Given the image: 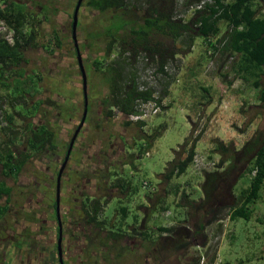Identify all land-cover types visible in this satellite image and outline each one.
I'll list each match as a JSON object with an SVG mask.
<instances>
[{
    "label": "trees",
    "instance_id": "16d2710c",
    "mask_svg": "<svg viewBox=\"0 0 264 264\" xmlns=\"http://www.w3.org/2000/svg\"><path fill=\"white\" fill-rule=\"evenodd\" d=\"M200 1L202 0H185L183 6L187 9ZM83 6L86 7L89 17L95 14L102 15L101 22L91 18L92 20L86 23L88 33L84 38L88 47H93L95 42L101 41L99 56L87 63L92 71L99 74L103 84L102 111L95 113L92 126L87 125L88 129L84 131V134L94 137L93 141L87 139V142L93 146L107 147V135L111 131L110 128L116 126V135L119 137L120 124L123 127L122 130L135 126L143 133L146 122L143 120L133 122L129 116L137 112L138 101L156 100L158 104L161 103V99L154 96L153 89L139 88L134 72L131 73L126 84L120 85L124 81L117 63L111 60L114 55L119 60H125L124 63L131 68H136L140 58L143 57L148 65L155 66L156 73L167 74L168 63L176 60V57L185 51L178 48L177 43L181 41L183 46L191 50L196 38L201 37L207 46V54L211 51L209 55L212 57L220 52L226 63L231 60V68L238 77L244 81H252L250 83L259 90V100L264 107V84L261 82L264 76V0H213V3H207L203 8L196 9L189 19L182 14H177L179 0H144L142 10L134 5L131 6L130 0H86ZM26 18L27 13L24 7L15 0H0V21H4L17 34L12 44L0 38V88L11 91L9 93L11 99H16V94L20 96L22 100H25L24 106L27 112L31 111L29 115H34L44 102L42 99H36V94L39 92L35 87H39L40 82H34V77L27 74L22 64L27 62V49L37 46L36 28H39L42 22L37 26L34 25L35 28L33 27L30 32H25L22 26ZM103 22L107 23L101 25ZM222 22L229 26V31L224 35H221ZM51 40L53 45L51 44V49L47 50L50 53L53 52L52 46L56 48L61 44L57 32L53 33ZM49 47L50 45L47 46ZM7 74L14 75L11 81ZM40 77L39 80H41ZM75 85L78 83L76 82ZM81 91L75 86L70 90L72 96H68L69 99L73 97L74 100ZM55 92L58 98L53 104V109L62 114L59 119L63 121L68 120L67 117L73 119L76 115L75 110L67 106L68 112H65L63 106L67 100L64 103L61 102L65 96H62V91L58 93V87ZM80 98L76 104L72 102V105L77 106ZM25 108L22 106L20 114L0 108L5 122L3 131L6 133L11 131L13 135L9 142L2 140L0 144V146L2 143L5 145L3 152L0 147V163L1 174L6 177L16 178L27 164L30 155H24L22 162L18 164L15 162L17 156L12 150L15 142L21 141L20 135L26 131L23 145L26 143L35 154L46 150L49 153L56 152L62 144H65V139H59V128L62 125L58 121L50 123L48 118L47 123L43 124L32 122V119L26 120ZM17 116L22 118L21 125L18 123ZM90 127L95 128L93 133ZM17 129L24 132L17 133ZM165 129L166 127L163 126L162 130L156 134L151 136L145 134L149 143L147 145L144 142L141 147L142 152L146 153V148L148 149L152 141L162 135ZM202 135V131L196 134V130L192 128L184 143L175 150L174 159L168 163L162 174L163 182L169 183L186 174L194 163L197 144ZM123 137L124 135L120 138L122 139L120 142H123ZM126 143L124 142V147ZM213 143V152L220 156V160L216 169L204 172L200 187L202 196L199 199H194L193 194L186 191L180 195L176 205L182 210L181 225L159 226L151 231L146 228V241L151 247L156 245L159 254L163 250H170L186 256L193 247L208 245L209 238L206 230L208 226L214 223L220 224L226 217L231 221L240 218L250 221L254 216L253 206L261 198L264 188V132L256 131L240 150L219 139L214 140ZM129 157L128 155V158L123 161L127 162ZM115 169L116 173L109 171L104 173L105 179L109 180L107 185L111 186L112 176L116 175L111 187L120 188L125 195L132 189L137 191L138 187L133 186L131 176L124 175L123 166L120 167L119 164ZM246 172L250 174L249 185L242 190L238 199L234 189L237 181ZM12 191L13 188L0 179V199L5 196L9 199ZM101 200H94L89 213L93 223L105 227L107 220L97 222V217L108 204L107 200ZM122 203L119 202L116 208V212L121 216V224L129 216V206L121 205ZM165 209L167 206L160 198V206L149 208V212ZM136 221L138 222V218ZM155 233L159 235L157 238ZM115 235L119 236L118 233ZM201 262L200 255L193 257L191 261L192 264H201ZM239 264H247V262L241 260Z\"/></svg>",
    "mask_w": 264,
    "mask_h": 264
},
{
    "label": "rangeland",
    "instance_id": "374dc122",
    "mask_svg": "<svg viewBox=\"0 0 264 264\" xmlns=\"http://www.w3.org/2000/svg\"><path fill=\"white\" fill-rule=\"evenodd\" d=\"M23 1V0H20ZM77 0H54L55 7L59 8L60 14L58 19H54L52 23H44L41 27V37L37 40V45H49L52 31L54 27L63 24L66 32L70 31V18L63 14L67 11L72 14ZM185 0H179L177 14H182L189 19L194 9L183 6ZM130 5H134L142 10L144 0H130ZM91 16V15H90ZM101 22L102 15L95 14L89 17L87 13L81 15L83 28L85 31L86 23L92 19ZM80 19V17H79ZM59 21V22H58ZM61 22V23H60ZM104 23V24H103ZM105 25L107 22H103ZM221 35L227 34L229 26L222 22ZM22 30H28V25L22 26ZM88 32H85V35ZM196 49L188 50L181 41L177 43L178 48L185 51L180 53L176 60L169 62L166 71L167 74L156 73L155 66L147 64L145 58H140L136 68H131L125 64V60H119L115 55L111 58L113 63H117L122 73L123 85L129 81L131 73L136 75V82L140 89L151 88L154 90V96L161 99V110L156 114L149 115L143 128V133L138 131L135 126L124 128L123 131L127 138L125 149L130 156L123 168L125 176H131L132 184L138 187L128 194H119L123 202L121 205L129 206V216L126 219L130 223H139L144 213H147L146 228L148 231L156 230L159 226L171 227L180 226L183 215L182 210L177 207L182 192L192 193L194 199L202 196L200 191L205 171H212L220 160V156L213 152L216 139L222 140L226 144H231L236 150H240L243 144L250 139L256 131L264 132V107L259 100V90L250 82L244 81L236 75L231 68V60L226 63L221 57V53L217 52L212 57L206 53L207 46L203 38H196ZM38 45V46H39ZM71 45V43H70ZM28 50L26 56L28 63L24 65V70L28 75H33L37 68L45 73V80L41 85L45 87L49 85L56 87L55 82H49L48 78L60 77L74 78L81 81V76L77 70L69 72L61 71L58 68V74H49L50 61L45 60L39 62L41 50L38 48ZM196 52V53H195ZM238 59V57H237ZM75 64V62L73 63ZM84 68L88 80V99L90 111L88 118L91 116L90 122L94 121L96 105L101 100L102 79L99 74L91 70V66L84 62ZM133 69V70H132ZM9 77L10 75L7 74ZM10 76V81L13 79ZM68 83V93L65 92L63 86L62 96L67 99L66 105L71 109L72 96L70 90L75 86L82 90V83ZM264 84V76L262 81ZM58 87V86H57ZM38 92L42 91L43 86L35 87ZM57 89V88H56ZM60 91V90H59ZM11 91L0 88V108L3 110L22 108L25 100L16 94V99H11L9 93ZM81 94V95H80ZM83 91L76 95L74 100L82 97ZM29 102V101H28ZM64 103V101H61ZM77 121L79 122L82 113V101H79ZM74 103V101H73ZM92 114L90 113L92 110ZM96 109V110H95ZM20 110V109H19ZM31 113V111H29ZM29 112L24 111L25 114ZM2 115L0 112V130L3 127ZM119 122V121H118ZM134 122V121H133ZM160 135L151 145L146 148L148 155L142 152L141 147L144 142L148 145L147 136L158 133ZM196 130V134L203 132L202 138L197 144L196 157L200 165L196 167L193 163L186 174L180 178H175L171 182H163L162 174L170 161L175 157V150L189 136L192 128ZM122 130V125L120 124ZM113 131V130H111ZM143 136V138H141ZM3 136L0 134V144ZM143 139V140H142ZM22 145V143H20ZM23 147V146H22ZM21 147V148H22ZM1 170V165H0ZM250 174L246 172L234 189L236 196L240 197L242 190L249 185ZM144 181L149 182V186L144 187ZM8 184H13L8 181ZM143 184V185H142ZM16 189V188H15ZM42 189V188H41ZM50 189V188H49ZM39 190V189H38ZM261 198L253 206L254 216L250 221L238 219L231 221L227 217L222 223H214L207 227L209 243L206 247L195 246L189 250L186 256L182 253L172 252L168 250L166 264H192L193 257L200 255L202 257L201 264H239V261L246 260L247 264H264V188ZM160 198L163 199L167 209L163 211L149 212V208L159 207ZM120 201V200H119ZM3 200H0V204ZM118 208V199H114L106 207V216L110 219L113 210ZM117 211V210H116ZM115 211V212H116ZM103 217L100 218V220ZM121 216L116 212L114 218L116 226H120ZM138 218V222L136 220ZM156 238L159 236L155 233Z\"/></svg>",
    "mask_w": 264,
    "mask_h": 264
},
{
    "label": "flooded vegetation",
    "instance_id": "af4514ba",
    "mask_svg": "<svg viewBox=\"0 0 264 264\" xmlns=\"http://www.w3.org/2000/svg\"><path fill=\"white\" fill-rule=\"evenodd\" d=\"M15 1L22 5L27 13L24 25H28V30L25 32H30L34 25L37 26L40 22H42V25L44 23L51 24L54 19H58L61 13L59 8L55 7L54 0ZM77 2L78 0L71 15L67 11L63 12L70 18L71 28L69 34L64 30L63 24L52 28L51 39L53 33L57 32L61 40L60 47L54 48L52 46L53 52H48L47 50L51 49V39L49 48L44 44L37 45L41 50L39 62L50 61L49 74L59 75L58 68L61 66L60 72L63 70L71 75L70 71L77 68L81 76V81H76L72 75L70 78H63L61 75H59L60 77L48 78L49 82H55L58 86L60 90L58 93H61L63 86L65 92L68 93V83L75 81L81 82L83 89L78 55L81 56L84 66V62L87 64L98 57L101 50L99 47L101 41L95 42L93 47H88L84 41L86 31L82 29L81 15L87 13L86 7L83 6L86 0H83L79 10L76 39L74 38L73 14ZM42 25L36 28L37 40L42 36V32L40 33ZM12 30L14 35L17 36L15 30L13 28ZM37 46L27 49L26 54L28 50L37 48ZM74 62L75 64H73ZM27 63L28 59L22 66L24 67ZM42 69L37 68L31 75L34 77V82L41 83L45 80L46 75L43 72L45 70ZM39 77L41 80H39ZM40 83L39 86H43V89L36 94V99H42L44 102L34 115L28 113L24 117L26 120L32 119V122L43 124H46L49 119L50 123L58 121L62 125L59 128V139H65V144H62L56 152L49 153L46 150L35 154L26 143L23 145L27 131L23 133L24 131H21V129L16 130L17 133L21 131L23 134L19 137L21 141L15 142L12 147L17 156L15 162L19 164L22 162L24 155L28 154L30 156L27 159V164L16 178L2 175V165L0 163V179L7 184L8 181L13 182V184H8L13 188L9 199H7V196L0 199L3 200L0 204V264H166L168 251L163 250L159 254L157 246L151 247L146 241V213L143 214L139 223L134 224L126 220L120 226H116L117 224L113 221L116 216L115 209L110 219L106 216V207L110 202H113L116 198L118 203L123 201L119 197L122 190L111 187L117 176H112L110 186L107 185L109 180L105 179L104 173L108 171L116 173L115 168L117 165L120 164V167L123 166V168L126 165L123 161L128 158L124 147V142H127L125 132L121 130L118 137L116 135L117 127L110 128L109 126L108 128L113 131H110L107 135V147L93 146L87 142V139L93 141L94 137L84 134V131L88 129L87 125L92 126L93 123V121L90 122L91 116L90 118L87 117L71 147L68 162L61 174L60 181H58L60 169L68 156L72 139L83 116L84 93L79 100L82 101V113L79 122L77 121V115L80 102L77 103V106L72 105L75 110V117L73 119L67 117L68 120L63 121L59 119L61 113L53 109V104L58 98L55 92L57 86L52 89L50 85L45 87ZM72 98L71 103L74 101ZM63 99L65 102L67 98ZM74 104H76V101H74ZM22 106L23 108L26 107L23 104ZM18 107L16 110H9L20 114L21 108ZM96 108L95 113L102 111L101 100ZM26 109L24 111H27ZM63 110L68 112L66 104L63 106ZM92 111L93 105L91 114ZM2 117L4 127L5 122ZM16 118L21 125L22 118L20 116ZM3 127L0 130V134L3 136L2 140L9 142L10 137L13 136L12 132H4ZM90 130L93 133L95 128L90 127ZM104 130L106 131V129ZM122 135H124V140L120 142ZM0 147L3 152L5 145L2 143ZM95 199L108 201V204L102 209L101 215L99 214L97 217L98 223L104 220L108 221L105 222V227L93 223L91 220V213L89 212L92 210ZM101 217L103 218L100 220ZM116 233L119 236L115 235Z\"/></svg>",
    "mask_w": 264,
    "mask_h": 264
},
{
    "label": "built area",
    "instance_id": "2783aa9c",
    "mask_svg": "<svg viewBox=\"0 0 264 264\" xmlns=\"http://www.w3.org/2000/svg\"><path fill=\"white\" fill-rule=\"evenodd\" d=\"M207 3L209 4L213 3V0H202L194 5H191L190 7L194 9L195 11L196 9L203 8ZM0 38L6 40L7 42L11 44L14 43V40H15V35H14L12 28L8 27V25L2 20L0 21ZM136 110L137 112L131 114L129 116V119L134 122H137L140 120L145 121L149 115L158 113L161 110V106L160 104H158L156 100H151L148 102L138 101ZM194 163L196 167L200 165V162L198 159H195ZM146 186H149V182L144 181V187Z\"/></svg>",
    "mask_w": 264,
    "mask_h": 264
},
{
    "label": "water",
    "instance_id": "95a60500",
    "mask_svg": "<svg viewBox=\"0 0 264 264\" xmlns=\"http://www.w3.org/2000/svg\"><path fill=\"white\" fill-rule=\"evenodd\" d=\"M83 0H78L77 2V5H76V8H75V11H74V14H73V32H74V38L76 39L75 37V34H76V27H77V24H78V16H79V10H80V7H81V4H82ZM78 60L80 62V69H81V72H82V78H83V93H84V111H83V116H82V119H81V122L75 132V135L72 139V142H71V145H70V149L68 151V156L66 157L65 159V162L64 164L62 165L61 169H60V174H59V177H58V181H60V177H61V174L68 162V158H69V155H70V150H71V147L73 146V143L79 133V131L82 129V127L84 126L85 124V121L87 119V114H88V104H89V99H88V82H87V76H86V72H85V69H84V66H83V63L81 61V56L78 55ZM59 184V183H58ZM59 187V185H58ZM59 191V190H58Z\"/></svg>",
    "mask_w": 264,
    "mask_h": 264
},
{
    "label": "crops",
    "instance_id": "0c3cea01",
    "mask_svg": "<svg viewBox=\"0 0 264 264\" xmlns=\"http://www.w3.org/2000/svg\"><path fill=\"white\" fill-rule=\"evenodd\" d=\"M195 43H196V41H195ZM197 47H196V45L194 44V46H193V48H192V50L191 51H193L194 49H196ZM194 53V51L191 53V55ZM196 53V52H195Z\"/></svg>",
    "mask_w": 264,
    "mask_h": 264
}]
</instances>
